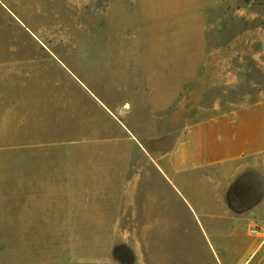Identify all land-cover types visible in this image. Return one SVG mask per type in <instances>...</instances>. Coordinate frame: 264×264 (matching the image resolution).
<instances>
[{"label": "rangeland", "instance_id": "1", "mask_svg": "<svg viewBox=\"0 0 264 264\" xmlns=\"http://www.w3.org/2000/svg\"><path fill=\"white\" fill-rule=\"evenodd\" d=\"M151 1L0 0V86H21L37 125L36 139L21 138L35 152L0 156L16 180L0 183V216L18 223L0 225V264L131 259L125 246L140 235L110 231L125 230L131 186L140 199L148 183L155 195L145 200L156 201L157 192L164 206L156 202L147 222L168 224L146 239L166 259L201 258L190 248L201 244V232L186 204L156 185L152 165L150 179L131 174L148 163L142 137L170 144L216 101L264 103V0L141 4ZM153 96L164 103L163 116L148 114ZM236 192L240 205L261 208L247 222L264 238V154ZM239 253L230 262L240 264Z\"/></svg>", "mask_w": 264, "mask_h": 264}, {"label": "crops", "instance_id": "2", "mask_svg": "<svg viewBox=\"0 0 264 264\" xmlns=\"http://www.w3.org/2000/svg\"><path fill=\"white\" fill-rule=\"evenodd\" d=\"M154 3L152 0L141 4L150 8L156 7ZM153 98L148 114L163 116L166 110L164 103L156 96ZM25 102L21 99V86H0V156L36 151L35 146H21V138H37L36 121H31L28 116L30 110L25 109L28 106ZM98 103L102 106L99 100ZM163 138L159 136L156 145H149L142 137L144 146L140 145V149L148 163H140L131 176L141 174L145 177L146 172V179H150V168L155 167L159 177L156 185H166L193 214L200 228L201 244L190 245V248L200 250L201 258L188 264H233L230 260L237 251L244 252L238 254L242 257L240 264L264 260L263 234L251 236L248 230L250 222H247L260 213L261 208L253 206L251 200L240 205L236 192V185L244 174L260 168L264 154V103L254 101L224 107L222 101H216L206 109L204 117L188 124L183 131L173 133L170 144ZM6 165L9 166V162L0 159V183L5 186L7 181V185L15 186L13 174L11 176L9 171L6 174ZM151 185L148 183L141 188L140 199L131 186V205L127 208L130 214L125 218V230L118 231L114 226L110 231L113 234L140 235L138 244L125 246L132 251V258L98 260V264H181L180 260L164 258L162 246L146 239L147 235L153 234L154 228L156 233L166 231L168 224L159 219L147 222L159 208L154 207L156 202L162 201L164 206L163 197L160 198L157 192L156 201L151 197L145 200L146 196L155 195V186ZM137 200L141 203L140 211L134 207ZM0 225L17 227L18 223L14 217L6 215L0 216Z\"/></svg>", "mask_w": 264, "mask_h": 264}, {"label": "built area", "instance_id": "3", "mask_svg": "<svg viewBox=\"0 0 264 264\" xmlns=\"http://www.w3.org/2000/svg\"><path fill=\"white\" fill-rule=\"evenodd\" d=\"M249 234L251 236H258L261 234V230L258 228L256 224H254L253 222H250L249 223Z\"/></svg>", "mask_w": 264, "mask_h": 264}]
</instances>
